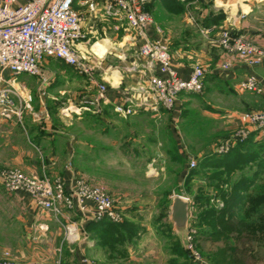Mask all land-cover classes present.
I'll return each mask as SVG.
<instances>
[{
	"label": "crops",
	"instance_id": "1",
	"mask_svg": "<svg viewBox=\"0 0 264 264\" xmlns=\"http://www.w3.org/2000/svg\"><path fill=\"white\" fill-rule=\"evenodd\" d=\"M100 4L97 1L96 6ZM74 8L88 11L84 6L74 5ZM146 9L149 21L143 26L141 35L123 24L103 19L99 7L91 12L100 23L102 34L91 43L78 40L72 45L80 63L87 70L52 57L44 58L40 63L41 72L47 77L44 85V95L49 97L47 100L37 94V76L22 73L13 76L8 70L2 72L3 78L14 90L12 101L18 114L0 112V169L18 168L27 175L49 177L59 173L65 189L73 188L74 179L81 173L74 166L72 157L79 155L87 159L81 155L86 148L83 142L77 141L81 135L73 136L68 130L72 118H64L61 121L64 127L59 124L60 129L52 123L51 107L62 103L53 101L57 100V94H65L64 106L60 107H64V111L75 112L77 115L74 119L90 116L100 122H109L111 118L122 120L128 125L123 132L127 137L119 136L124 139L122 147L131 148L137 144L132 138L136 137L139 150L144 148L145 140L141 141L143 132L134 136V131L129 128L137 122L156 123L161 116L159 108L162 107L155 102L148 84L151 75L159 74L157 65L138 54L139 45L146 40H159L166 45L172 65L183 79L187 78L194 65L199 64L203 68L201 92H191L186 97L184 93L187 92L178 93L172 113L186 106L204 120L211 121L217 131L229 133L228 138L236 129L245 126L237 118V113L264 107V57L258 64L247 66L235 56L224 53L218 44V36L225 30L242 35L256 47L264 49V0H153L146 5ZM224 62L227 63L225 68L222 67ZM248 74H252L260 83V93L236 88L237 82ZM98 85L104 87L103 96L94 105H88L86 101L95 96ZM27 95L31 99L26 103ZM116 105L128 107L130 112L127 115L116 114L112 111ZM89 108L93 110L89 111L91 115H87ZM173 116L170 115L171 120H174ZM101 132L112 134L109 128ZM244 140L241 143L244 152L264 157V136L250 130ZM106 144L113 147L115 143ZM89 146L91 152L99 155L112 153V149H109L112 147ZM57 155L62 158L59 156L58 160ZM150 166L148 162L146 168L150 169ZM256 166L257 157L244 164L242 172L249 174ZM81 175L84 176L83 173ZM263 176L264 168L248 190L256 191ZM0 187L4 189L1 182ZM3 191L7 194H0V216L4 214L3 204L9 208L5 209L9 219L7 214L3 215L8 222L2 224L9 227L10 236L5 244L7 250L21 261L32 258V251L36 247L51 251L62 221H66L69 215L64 213L60 220L55 219L49 212L36 207L26 193ZM72 214L68 220H73L77 228L81 229L90 220L76 211ZM125 217L133 218L131 215ZM2 240L0 237V250L3 249ZM83 240H77L73 247L68 248L72 253L67 258L62 255L61 264H89L88 258L101 260L96 257L99 252L103 256L101 263H119L120 258L109 256L94 240ZM126 257L122 264L131 261L129 252Z\"/></svg>",
	"mask_w": 264,
	"mask_h": 264
},
{
	"label": "rangeland",
	"instance_id": "2",
	"mask_svg": "<svg viewBox=\"0 0 264 264\" xmlns=\"http://www.w3.org/2000/svg\"><path fill=\"white\" fill-rule=\"evenodd\" d=\"M78 12L82 35L80 40L91 43L102 34L100 23L91 12L84 9H79ZM21 75L28 74L22 73ZM201 90L202 86L200 91L195 93L199 94ZM37 91V94L44 100L49 99L47 95L41 93L39 88ZM182 93L184 97L186 94H191L190 91H182ZM57 95V100L53 101L64 103L65 94ZM62 103L51 107L52 123L60 129L64 118H72L68 130L73 136L81 135L77 141L83 142L86 148L81 155L87 159H82L79 155L72 157L74 166L80 169L78 170L81 174L87 176L79 174L77 178L105 187L113 205L122 214L120 222L131 223L135 234L129 239L123 238L122 241L116 243V250L110 251L106 246L97 242L96 235L85 229V225L80 229L76 227L73 220H68L73 216V210L64 209L63 214L69 217L62 223H72L76 229L77 238L67 241L61 226L59 235L54 239L55 243L59 241L58 244L51 245L53 250L46 252L36 247L32 251L34 254L32 258L21 261L14 257L5 245L10 234L9 227L2 224L8 222L3 215L7 214L5 209L9 208L3 204L4 214L0 216V232H3L0 237L3 238V249L0 250V257L6 252L11 259L18 262L56 264L58 261L61 264L63 258L69 257L72 253L68 251V248L73 247L77 240L83 238V241L94 240L102 250L108 252L109 256L120 258L118 264L126 261L128 252L132 259L123 264H264V226H257V221L260 220L257 218L258 212L245 213L242 210H236L231 218L226 219L227 223L220 228L211 227L209 217L202 218L203 212L209 207L215 209L214 205H221V201L213 199L216 190L206 178L212 169L200 165V159L214 153V148L227 139L226 136L229 133L224 134L217 131L211 121L204 120L202 116L193 113L186 106L174 113H172L173 109L166 110L160 107L159 121L156 123L137 122L129 128L134 131V136H139V132H143L141 141L145 140L146 146L139 150L138 138L132 137L137 144L132 145L131 148L122 147L124 139L120 137L125 135L123 132L128 127L122 120L111 118L109 122H100L99 119L90 116L76 120L74 117L77 114L73 111H64V107H60L64 106ZM87 110L83 111L91 115L89 111L93 110L91 108ZM170 115H174V120L170 119ZM108 128L112 134L101 132ZM130 134L128 135L133 136ZM125 136L127 137V134ZM106 142L115 144L112 147ZM89 145L94 147L98 145L101 148L112 147L109 148L112 149V153L99 155L95 151L91 152L88 149ZM57 156L59 160L61 155ZM191 160L195 162L194 168L188 167V162ZM148 162L151 164L150 169L146 168ZM5 169L21 171L18 168H1L0 173ZM191 170L193 173L186 183L184 177ZM47 177L60 178V175L57 173ZM4 189L0 190V194L6 193ZM174 195L184 197L188 203L186 226L177 234L173 229L168 209ZM208 197L213 198L212 200L209 198L208 201L206 199ZM263 211L264 209L261 212ZM125 215H131L133 218H127ZM7 218L9 219L8 214ZM53 229L56 228L53 227ZM182 232H184L183 238L181 237ZM177 244L180 247L179 250L178 248L175 250ZM44 253L45 255H42ZM96 254V257L101 260L88 258L89 264H103L101 263L102 254L100 252ZM104 264L107 262L104 261Z\"/></svg>",
	"mask_w": 264,
	"mask_h": 264
},
{
	"label": "built area",
	"instance_id": "3",
	"mask_svg": "<svg viewBox=\"0 0 264 264\" xmlns=\"http://www.w3.org/2000/svg\"><path fill=\"white\" fill-rule=\"evenodd\" d=\"M97 1L101 3L96 6ZM153 0H0V112L18 114L13 106L14 90L2 76L8 70L13 76L25 73L39 78V89L44 94L47 77L42 74L40 63L44 58L52 57L63 63L87 70L80 63L72 49L74 42L82 38L80 14L74 5L84 6L88 11L99 14L103 19L123 24L141 35L143 26L149 21L146 5ZM184 2L185 0H174ZM218 44L226 54L235 56L247 66L258 64L264 57V49L256 47L242 35L221 31ZM138 54L156 63L159 74L148 79L155 102L166 110L174 107L176 95L182 91L198 92L202 86L203 68L195 65L187 78L179 77L172 65L166 45L159 40L143 41ZM227 67V63H222ZM236 88L240 91L260 93L262 87L257 79L248 74L240 79ZM104 87L98 85L94 97L86 101L94 105L103 96ZM30 101L27 95L25 102ZM113 110L128 114L130 109L116 105ZM237 118L245 124L214 148L221 154L228 151L236 142L245 139L250 130H256L264 136V108L237 113ZM195 162H188L194 168ZM0 182L7 191L24 192L34 205L49 212L55 219L63 217V210H73L90 220H107L118 223L121 212L113 205L105 187L75 178L73 188L66 190L59 177L48 178L29 176L17 169H5L0 173ZM65 239L77 238L73 224H63ZM0 264H41L25 263L11 259L4 252ZM56 264H59L57 261Z\"/></svg>",
	"mask_w": 264,
	"mask_h": 264
},
{
	"label": "trees",
	"instance_id": "4",
	"mask_svg": "<svg viewBox=\"0 0 264 264\" xmlns=\"http://www.w3.org/2000/svg\"><path fill=\"white\" fill-rule=\"evenodd\" d=\"M242 141L236 142L225 153L218 154L216 152L205 155L200 159V165L206 168H211L212 171L206 177L209 179L211 186L216 190L214 198L221 201V205L215 206V209L209 207L203 212L202 218L209 217L211 227L224 226L227 223L226 219L231 218L233 212L242 210L245 213L258 212L257 226H264V176L256 191H249L254 179L260 177L264 168V157L254 153H246L241 147ZM257 157V166L249 174L242 172L244 164L254 161ZM239 175H236V172ZM193 171L186 174L184 180L191 177ZM211 199V197L206 198ZM209 201V200H208ZM214 202V201H212ZM241 223V222H240ZM131 223L118 222L113 223L107 220H91L85 224V229L92 231L96 235L97 242L102 246H106L110 251L116 250V243L122 241L123 238L129 239L135 234ZM179 250L178 244L175 250Z\"/></svg>",
	"mask_w": 264,
	"mask_h": 264
},
{
	"label": "water",
	"instance_id": "5",
	"mask_svg": "<svg viewBox=\"0 0 264 264\" xmlns=\"http://www.w3.org/2000/svg\"><path fill=\"white\" fill-rule=\"evenodd\" d=\"M187 200L180 196L174 195L168 206L169 217L172 222L173 229L176 231V234L181 229L185 228L187 221ZM184 232H182L181 237L183 238ZM185 242V241H184Z\"/></svg>",
	"mask_w": 264,
	"mask_h": 264
}]
</instances>
